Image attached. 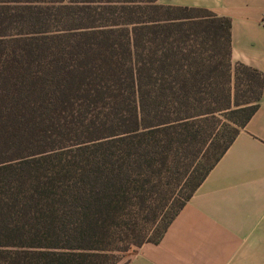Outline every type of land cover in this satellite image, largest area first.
Listing matches in <instances>:
<instances>
[{
    "label": "trees",
    "instance_id": "obj_1",
    "mask_svg": "<svg viewBox=\"0 0 264 264\" xmlns=\"http://www.w3.org/2000/svg\"><path fill=\"white\" fill-rule=\"evenodd\" d=\"M230 25L157 0H0V264H127L160 240L264 91Z\"/></svg>",
    "mask_w": 264,
    "mask_h": 264
},
{
    "label": "crops",
    "instance_id": "obj_2",
    "mask_svg": "<svg viewBox=\"0 0 264 264\" xmlns=\"http://www.w3.org/2000/svg\"><path fill=\"white\" fill-rule=\"evenodd\" d=\"M230 17L231 60L264 77V0H157ZM127 264H264V91L240 128L157 242Z\"/></svg>",
    "mask_w": 264,
    "mask_h": 264
},
{
    "label": "rangeland",
    "instance_id": "obj_3",
    "mask_svg": "<svg viewBox=\"0 0 264 264\" xmlns=\"http://www.w3.org/2000/svg\"><path fill=\"white\" fill-rule=\"evenodd\" d=\"M133 250L134 248L127 251L126 254L123 256V258L121 259V262L124 261L133 252Z\"/></svg>",
    "mask_w": 264,
    "mask_h": 264
}]
</instances>
